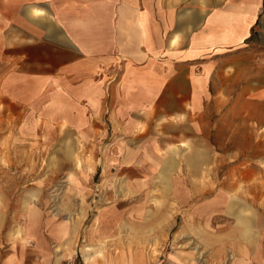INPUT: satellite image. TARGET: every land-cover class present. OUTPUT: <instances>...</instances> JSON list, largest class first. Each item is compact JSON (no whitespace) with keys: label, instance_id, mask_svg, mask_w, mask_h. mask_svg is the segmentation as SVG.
<instances>
[{"label":"crops","instance_id":"obj_1","mask_svg":"<svg viewBox=\"0 0 264 264\" xmlns=\"http://www.w3.org/2000/svg\"><path fill=\"white\" fill-rule=\"evenodd\" d=\"M0 56L11 65L0 85L14 92L28 86L33 98L62 73L96 75L99 116L108 111L116 136L142 138L153 120H180L189 108L196 113L217 73L245 82L246 91L251 80L264 90V0H0ZM144 143L122 147H156ZM146 181L166 187L161 193L170 198L172 177ZM34 184L29 191L0 186V264L190 263L178 242L167 250V224L153 253L143 218L131 229L113 208L99 216V191ZM83 199L95 207L81 206ZM238 225L234 264H264L261 244L247 243Z\"/></svg>","mask_w":264,"mask_h":264},{"label":"rangeland","instance_id":"obj_2","mask_svg":"<svg viewBox=\"0 0 264 264\" xmlns=\"http://www.w3.org/2000/svg\"><path fill=\"white\" fill-rule=\"evenodd\" d=\"M10 66L0 56V84ZM218 75L196 113L189 108L180 120H153L142 138L116 136L108 111L99 116L96 75L62 73L36 98L28 86L14 92L0 85V176L7 179L0 186L29 191L41 181L51 191L97 190L99 216L113 208L129 218L125 228L143 218L155 253L161 225L167 224V250L178 242L177 252L190 262L184 264H234L240 227L228 203H246L256 214L252 232L264 256V90L255 88V80L246 91L245 82ZM126 143L156 147H122ZM164 163L171 165L174 182L167 200L160 184L146 181ZM139 177L147 179H129Z\"/></svg>","mask_w":264,"mask_h":264},{"label":"bare ground","instance_id":"obj_3","mask_svg":"<svg viewBox=\"0 0 264 264\" xmlns=\"http://www.w3.org/2000/svg\"><path fill=\"white\" fill-rule=\"evenodd\" d=\"M34 13L36 14H40L42 13V11H40L39 9H36L34 10ZM197 166V165H196ZM171 169V165L168 164V163H164V167H162V169H160L158 172H157V176L159 179H165L167 178L168 175V172L169 170ZM196 169V168H195ZM256 184V183H255ZM166 186V185H165ZM161 190L163 191H166V187H163L161 188ZM246 190H244L243 192H245ZM242 192V191H241ZM256 192V191H255ZM254 192V193H255ZM234 193V192H233ZM253 193V195H254ZM243 194V193H242ZM254 205V204H253ZM255 206V205H254ZM228 209L229 211H232L233 214L236 215V220L239 224H243L246 225L248 224L249 222H251L253 225H257L258 222L256 220V223H255V213L252 211V209L249 208V206L246 204V203H238V202H231V203H228ZM247 209V210H246ZM244 212L247 213V216L244 215ZM185 219V218H184ZM209 223V222H208ZM249 223V225L251 224ZM189 224V223H188ZM187 225V224H186ZM190 226V225H189ZM199 226V225H198ZM245 228V232H246V240H247V243L249 244H252L255 240V235H254V232H252V228L251 227H248V226H244ZM188 228V227H187ZM208 231V230H207ZM210 232V231H208ZM207 232V234H208ZM198 233V231H197ZM214 233V232H213ZM201 234H204V233H201ZM221 234V233H219ZM218 235V234H217ZM200 236V235H199ZM208 236V235H207ZM216 236V234H215ZM214 241V240H213ZM205 242V240H204ZM156 249V248H155ZM154 253V251H153ZM154 255V254H153ZM151 257V256H150ZM172 262V261H171Z\"/></svg>","mask_w":264,"mask_h":264}]
</instances>
